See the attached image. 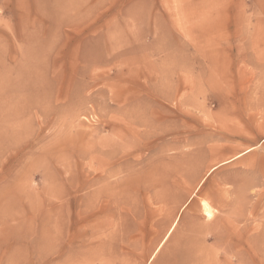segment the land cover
<instances>
[{"label":"rangeland","instance_id":"obj_1","mask_svg":"<svg viewBox=\"0 0 264 264\" xmlns=\"http://www.w3.org/2000/svg\"><path fill=\"white\" fill-rule=\"evenodd\" d=\"M0 264H264V0H0Z\"/></svg>","mask_w":264,"mask_h":264},{"label":"bare ground","instance_id":"obj_2","mask_svg":"<svg viewBox=\"0 0 264 264\" xmlns=\"http://www.w3.org/2000/svg\"><path fill=\"white\" fill-rule=\"evenodd\" d=\"M20 57V56H19ZM15 64V63H14ZM16 64H17V69H16ZM16 64L14 65V66H11L10 68H7L6 69V71H5V77L7 78V80H5V82L4 83H7V87L9 86V83H10V81H11V79H12V73H15L14 75L16 76V77H18V80L20 79V76H18V75H16L17 73V71L21 68V66H23V64H25L24 63V61L23 60H17L16 61ZM20 67V68H19ZM37 69H38V67H37ZM40 73V72H39ZM36 75H37V77H39V75H38V73H36ZM21 79H23V77L21 76ZM17 80V81H18ZM16 81V82H17ZM15 82V83H16ZM18 83V82H17ZM3 85V84H2ZM4 86V85H3ZM6 90H8V88H5ZM5 91V90H4ZM8 102V101H7ZM5 104V103H4ZM142 123V122H141ZM143 124V123H142ZM118 171V170H117ZM108 175H109V173H108ZM112 177V176H111ZM98 179H99V177H98ZM96 184V183H95ZM87 196H89V195H87ZM81 198V197H80ZM82 199V198H81ZM207 206V205H206ZM208 208V207H207ZM54 210V209H53ZM207 212H208V210H207ZM209 214H210V211H209ZM82 220V219H81ZM59 222V221H58ZM60 223V222H59ZM260 249V248H259ZM251 252V251H250ZM259 252V251H258ZM251 254V253H250ZM254 256V255H253ZM256 257V256H255ZM255 262V261H254Z\"/></svg>","mask_w":264,"mask_h":264}]
</instances>
